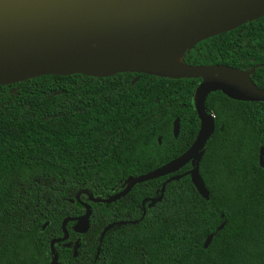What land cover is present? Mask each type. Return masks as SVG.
<instances>
[{
    "label": "trees",
    "instance_id": "1",
    "mask_svg": "<svg viewBox=\"0 0 264 264\" xmlns=\"http://www.w3.org/2000/svg\"><path fill=\"white\" fill-rule=\"evenodd\" d=\"M182 61L258 64L250 79L264 89V15L200 40ZM200 82L119 72L0 85V264H48V241L61 236L62 218L84 212L70 201L76 190L109 196L127 176L184 152L198 128L192 97ZM204 106L213 116L198 162L207 197L184 173L189 162L110 203L80 194L90 206L88 227L76 233L65 224L68 239L53 244L58 264H264V102L215 90Z\"/></svg>",
    "mask_w": 264,
    "mask_h": 264
},
{
    "label": "water",
    "instance_id": "2",
    "mask_svg": "<svg viewBox=\"0 0 264 264\" xmlns=\"http://www.w3.org/2000/svg\"><path fill=\"white\" fill-rule=\"evenodd\" d=\"M85 1L0 0V85L47 74L73 73L107 77L119 72H135L170 79L200 78L192 97L198 128L184 152L148 172L127 176L115 193L94 197L87 189L76 190L70 201H77L84 212L62 218L61 236L48 241L51 254L48 264H58L53 244L66 239L65 224L68 221H74L71 228L76 233H83L88 227L90 206L79 199L80 194H85L91 202L110 203L124 196L135 183L173 173L189 162L191 167L184 173L189 175L198 194L206 198L208 192L198 173L203 146L213 131V116L204 106L206 95L219 90L235 100L264 102V89L256 87L250 79L258 64L242 70L223 64L182 61L183 52L200 40L264 15V0H165L126 16L87 11L83 9ZM166 50L182 51L180 62L154 66L149 55ZM126 56H131V63L123 62ZM220 71L237 74L246 84L221 79L217 75ZM178 128V118H174L171 127L174 137ZM262 155L263 146H260V166H263ZM179 176L181 174L166 178L157 199L162 195L164 183ZM153 202L151 199L149 205ZM143 203L144 199L142 206ZM221 226L222 223L218 228ZM210 239L211 235H208L204 247Z\"/></svg>",
    "mask_w": 264,
    "mask_h": 264
},
{
    "label": "bare ground",
    "instance_id": "3",
    "mask_svg": "<svg viewBox=\"0 0 264 264\" xmlns=\"http://www.w3.org/2000/svg\"><path fill=\"white\" fill-rule=\"evenodd\" d=\"M165 0H86L83 9L106 15L126 16L139 12L154 6H157ZM182 51H162L149 55V60L154 66H164L178 64L180 62ZM124 63H131V56L123 58ZM221 79L230 80L239 84H246V81L239 75L230 71H220L217 73Z\"/></svg>",
    "mask_w": 264,
    "mask_h": 264
},
{
    "label": "flooded vegetation",
    "instance_id": "4",
    "mask_svg": "<svg viewBox=\"0 0 264 264\" xmlns=\"http://www.w3.org/2000/svg\"><path fill=\"white\" fill-rule=\"evenodd\" d=\"M134 80H135V79H134ZM134 80H133V81H134ZM131 82H132V80H131ZM73 195H74V194H73ZM76 202H77V201H76ZM76 216H77V215H76ZM69 222H70L69 227L71 228L72 225L74 224V221H69ZM71 229H72V228H71ZM68 237H69V235H68V233H67V237H66V239H68ZM50 239H51V238H50ZM50 239H49V240H50ZM66 239H65V240H66ZM75 239H76V238H75ZM71 240H72V244H73V246H74V245H77L75 242H73V241H74L73 239H71ZM63 241H64V240H63Z\"/></svg>",
    "mask_w": 264,
    "mask_h": 264
},
{
    "label": "rangeland",
    "instance_id": "5",
    "mask_svg": "<svg viewBox=\"0 0 264 264\" xmlns=\"http://www.w3.org/2000/svg\"><path fill=\"white\" fill-rule=\"evenodd\" d=\"M15 91V88L10 89V93H13Z\"/></svg>",
    "mask_w": 264,
    "mask_h": 264
}]
</instances>
